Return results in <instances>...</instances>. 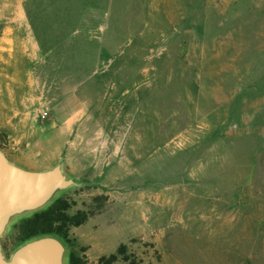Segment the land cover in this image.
<instances>
[{
  "label": "rangeland",
  "instance_id": "obj_1",
  "mask_svg": "<svg viewBox=\"0 0 264 264\" xmlns=\"http://www.w3.org/2000/svg\"><path fill=\"white\" fill-rule=\"evenodd\" d=\"M28 11L58 13V44L43 38L47 67L28 59L35 148L2 151L73 180L41 208L63 198L71 213L95 212L57 237L63 263L105 264L120 248L115 264H264V0H38ZM43 81L58 102L40 105ZM52 122L67 127L55 136ZM39 209L9 219L5 259Z\"/></svg>",
  "mask_w": 264,
  "mask_h": 264
},
{
  "label": "crops",
  "instance_id": "obj_2",
  "mask_svg": "<svg viewBox=\"0 0 264 264\" xmlns=\"http://www.w3.org/2000/svg\"><path fill=\"white\" fill-rule=\"evenodd\" d=\"M36 1L38 0H33L32 4L28 0H0L1 151L6 147L14 151H26L34 149L36 145L34 143V135L36 133L35 122L33 119L32 121H28V59L39 63L38 66L41 68L47 67L50 64V60L48 59L53 56L54 52L51 48L49 49L50 51H44L45 46H48V41H45L43 38L54 37V41L58 44L57 40L59 36L57 12L47 14L40 12L31 13L28 11V5L34 6ZM43 21L46 22L45 25L48 28L43 29L45 25L40 23ZM36 51L42 54L43 60L41 62H38L35 58ZM30 66L33 67L34 64L32 63ZM42 84L40 105H50L52 102H58L60 93L58 84L55 83V87L50 86L52 84L48 85L44 81ZM64 97L62 100L65 99ZM84 102L86 107V99ZM40 120L41 123L38 129L41 131L40 134L43 135V131H46L47 128H45V125L41 126L45 120ZM48 126V129L54 132L55 136H58L67 127L58 126L54 122ZM45 140L48 142L46 138L40 135L37 147L44 149L46 147ZM56 151H59V147H56ZM2 152L4 153L5 151ZM4 154L6 156V153ZM39 154L40 152L37 153V155ZM35 160V155H27L22 162L24 164H36ZM11 163L17 165V162ZM24 169L34 170L29 167ZM98 175H103V172H100ZM95 260L90 258V263L87 262V264L96 263L94 262Z\"/></svg>",
  "mask_w": 264,
  "mask_h": 264
},
{
  "label": "water",
  "instance_id": "obj_3",
  "mask_svg": "<svg viewBox=\"0 0 264 264\" xmlns=\"http://www.w3.org/2000/svg\"><path fill=\"white\" fill-rule=\"evenodd\" d=\"M73 184L59 165L48 170L24 169L9 162L0 150V235L12 216L41 208L57 189ZM63 254L58 238L42 236L26 242L8 260L0 248V264H64Z\"/></svg>",
  "mask_w": 264,
  "mask_h": 264
},
{
  "label": "trees",
  "instance_id": "obj_4",
  "mask_svg": "<svg viewBox=\"0 0 264 264\" xmlns=\"http://www.w3.org/2000/svg\"><path fill=\"white\" fill-rule=\"evenodd\" d=\"M74 205L68 199L58 198L47 207L41 208L32 215L21 219L18 225V238L28 242L42 236H53L69 239V231L73 227L84 224L89 217L95 214L91 210H77L71 213ZM120 248L116 253L108 257L99 258L100 263L113 264L118 260ZM68 264H87L85 256H78L71 253Z\"/></svg>",
  "mask_w": 264,
  "mask_h": 264
},
{
  "label": "built area",
  "instance_id": "obj_5",
  "mask_svg": "<svg viewBox=\"0 0 264 264\" xmlns=\"http://www.w3.org/2000/svg\"><path fill=\"white\" fill-rule=\"evenodd\" d=\"M48 113L49 112L47 110L40 111V114H39L40 119L45 120L47 118V116H48Z\"/></svg>",
  "mask_w": 264,
  "mask_h": 264
}]
</instances>
